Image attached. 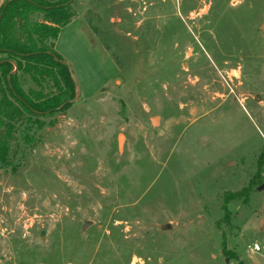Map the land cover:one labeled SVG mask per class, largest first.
I'll return each mask as SVG.
<instances>
[{
    "label": "rangeland",
    "instance_id": "1",
    "mask_svg": "<svg viewBox=\"0 0 264 264\" xmlns=\"http://www.w3.org/2000/svg\"><path fill=\"white\" fill-rule=\"evenodd\" d=\"M70 4L78 97L0 156V264H264V0Z\"/></svg>",
    "mask_w": 264,
    "mask_h": 264
},
{
    "label": "trees",
    "instance_id": "2",
    "mask_svg": "<svg viewBox=\"0 0 264 264\" xmlns=\"http://www.w3.org/2000/svg\"><path fill=\"white\" fill-rule=\"evenodd\" d=\"M69 1L6 0L0 8V156L8 153L25 112H52L76 97L73 69L56 49L61 28L76 15ZM19 73L41 90L26 91ZM48 81L55 91H44Z\"/></svg>",
    "mask_w": 264,
    "mask_h": 264
},
{
    "label": "water",
    "instance_id": "3",
    "mask_svg": "<svg viewBox=\"0 0 264 264\" xmlns=\"http://www.w3.org/2000/svg\"><path fill=\"white\" fill-rule=\"evenodd\" d=\"M73 0H70L69 1V3H71ZM76 80V79H75ZM78 97V93H77V96L75 97V99ZM68 102V101H67ZM67 102H65V103H63L61 106H59L58 107V109H60V108H62V107H64L65 105H66V103ZM152 121H153V123H156L157 122V117H153L152 118ZM122 141H123V134H121L120 136H119V145H120V147L122 146ZM92 224V221H90V220H86V221H84V223H83V230H85L89 225H91Z\"/></svg>",
    "mask_w": 264,
    "mask_h": 264
},
{
    "label": "built area",
    "instance_id": "4",
    "mask_svg": "<svg viewBox=\"0 0 264 264\" xmlns=\"http://www.w3.org/2000/svg\"><path fill=\"white\" fill-rule=\"evenodd\" d=\"M261 246L258 244V243H256V244H254L253 246H252V250L255 252H259V251H261Z\"/></svg>",
    "mask_w": 264,
    "mask_h": 264
},
{
    "label": "crops",
    "instance_id": "5",
    "mask_svg": "<svg viewBox=\"0 0 264 264\" xmlns=\"http://www.w3.org/2000/svg\"><path fill=\"white\" fill-rule=\"evenodd\" d=\"M6 0H0V8L1 6L5 3ZM78 17V16H77ZM84 18V17H83ZM86 24V23H85ZM88 25V24H87ZM89 26V25H88ZM90 27V26H89ZM94 33V32H93ZM56 49H57V46H56Z\"/></svg>",
    "mask_w": 264,
    "mask_h": 264
}]
</instances>
